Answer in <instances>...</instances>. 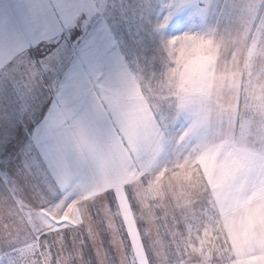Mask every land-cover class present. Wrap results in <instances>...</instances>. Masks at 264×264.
Wrapping results in <instances>:
<instances>
[{"label": "snow or ice", "instance_id": "obj_1", "mask_svg": "<svg viewBox=\"0 0 264 264\" xmlns=\"http://www.w3.org/2000/svg\"><path fill=\"white\" fill-rule=\"evenodd\" d=\"M216 3L168 5L154 35L189 8L202 30L163 37L159 54L145 57L159 72V91L143 99L117 38L123 4L106 0L97 11L95 0H27L19 33L0 25V93L15 95L20 114L0 119V185H8L0 192V264H90L76 237L102 231L120 250L113 261L94 248L96 264H264V149L250 163L238 147L252 122L264 123V20L249 27L254 6L224 0L213 22ZM142 7L150 11L152 0ZM226 46L244 51L243 60L221 66ZM41 47L47 52L36 56ZM45 88L47 102L37 104ZM169 146L176 154L157 171ZM211 158L215 168L201 167ZM87 180L108 187L83 207L76 196L28 195V186L63 192ZM25 207L38 219L21 227ZM161 227L171 240L154 244Z\"/></svg>", "mask_w": 264, "mask_h": 264}, {"label": "crops", "instance_id": "obj_2", "mask_svg": "<svg viewBox=\"0 0 264 264\" xmlns=\"http://www.w3.org/2000/svg\"><path fill=\"white\" fill-rule=\"evenodd\" d=\"M102 2V6L105 4ZM148 0H139L140 6V17L141 22L143 23V32L140 36V54H141V70H140V79H137L136 88L137 92L140 94L143 99L145 94L148 97H155L159 91L158 76L159 72L153 69L152 65H148L145 57L148 54H152L153 49L156 50L159 54L161 48L163 47L162 40L163 37L167 38L173 35L180 34L184 31H201V25L198 19H193L189 21V16H195V8L186 9L184 12L180 13L179 16L173 20L169 27L163 33V37L154 35L157 31V24H163L164 19L168 16V5L172 0H152L151 10H147L142 7V5L147 4ZM237 4H247L251 3L254 6V10L251 13V16L248 18L249 27L251 26V20L256 19L257 17L260 20H264V11L260 10L261 3H264V0H235ZM110 4L109 2H107ZM224 0H217V3L213 5L212 12L209 16V19L213 22L216 18L220 16V9L223 7ZM29 16V10L27 7V0H0V25L5 26L7 32L10 35H15L19 33L24 25L25 18ZM240 18V13H237L236 19ZM141 23V26H142ZM141 30V31H142ZM152 40H154L155 47L152 45ZM149 44V48H148ZM159 44V46H158ZM42 49H47L41 47L35 51V55ZM152 49V50H151ZM124 51V50H123ZM125 53V51H124ZM245 53L244 51L237 52L230 46L223 47L220 51L219 63L223 66L226 63H231L234 58H239L243 60ZM129 61V59H128ZM129 70L136 76L133 71L131 64L129 62ZM257 67L259 69H264V57L257 58ZM137 77V76H136ZM154 80V81H153ZM37 92L40 93L39 100L36 101L37 104L46 103L48 96L50 95L46 88L41 93L40 89H37ZM166 96V93L164 94ZM147 107V105H145ZM241 111H243V97H241ZM29 124L31 125V119H29ZM183 127L182 123H178L174 129H172V134L176 135L180 129ZM236 135L240 137L241 127L239 121H236ZM264 123L252 122L250 127L246 128L242 144L239 145V150L243 155L249 157L254 163L257 162L260 150L264 149ZM176 154L175 147L169 146L164 153H162L159 164L156 166L158 171L159 166L165 160L169 159L172 155L174 157ZM204 165L207 168L213 166L212 158L210 162L207 160L204 162ZM214 167V166H213ZM127 183V181H126ZM133 190L138 192L140 185L135 181L132 182ZM108 185L104 184L101 181L96 180H87L84 182L76 181L72 185H69L66 189L61 192L59 188H55L57 192L65 197L76 196L79 197V201L85 203L94 198H99L103 196V193ZM74 192V194H73ZM68 195V196H67ZM123 195V192L121 193ZM84 204V205H85Z\"/></svg>", "mask_w": 264, "mask_h": 264}, {"label": "rangeland", "instance_id": "obj_3", "mask_svg": "<svg viewBox=\"0 0 264 264\" xmlns=\"http://www.w3.org/2000/svg\"><path fill=\"white\" fill-rule=\"evenodd\" d=\"M106 1V0H105ZM102 2L104 0H95V3L98 4L100 7L97 8V11H100L103 6ZM111 5L113 2L116 4V6L119 8L121 4H123V9H121L120 12L117 13V22L119 24V31L117 34L118 39H122L123 44V50L125 51V54L127 55V58L129 59V62L131 64V67L133 71L135 72L137 79H140V70H141V54H140V36L143 32V23L141 22L140 17V6H139V0H107ZM142 23V26H141ZM142 30V31H141ZM152 45L155 47L154 40H152ZM149 48V44H148ZM152 50V49H151ZM47 52V49H42L39 52H37L36 56H41L44 53ZM152 54H148V57H151ZM138 58V62H137ZM148 65H152L151 61H147ZM154 81V80H153ZM19 108V102L15 95L11 92H8L7 94L0 93V119H3L4 115L7 114L8 116H11L13 118H19L20 114L18 112ZM25 123H27L29 126V118L25 119ZM25 127L24 124H21L19 126L20 130H23ZM219 155V154H217ZM250 163H254L249 157L243 155ZM172 155L169 157V159L165 160L163 163H161L160 167H163L170 159H173ZM211 159L208 161L210 162ZM213 166H211L208 169H213L217 166V159L212 158ZM205 165L202 164L201 167H204ZM158 168V170H159ZM165 181L167 180V175L162 177ZM8 185H0V192H3ZM74 194V192H73ZM28 195H31L34 198H40L41 200L45 199H52L56 195H60L57 190L54 188L53 190H48L46 188L44 189H36L33 191L31 186H28ZM66 195H62V197H65ZM68 196V195H67ZM195 202V201H194ZM21 203H25L26 201H22ZM21 203L17 204V207H21ZM80 205L83 207L85 203L80 202ZM36 212V209H29L25 207L24 209V215L23 217H18V220L20 221L21 227H23L25 224L28 226H31L38 217L29 216L28 212ZM5 212V209L3 207V204L0 203V215H2ZM67 219V217H65ZM161 223L163 221L161 220ZM169 226H171V217H169ZM47 230V229H45ZM143 231V226H142ZM75 235V233H73ZM101 238H103V245L101 246ZM153 243L154 244H167L171 240V236L168 234L165 227H161L159 229V234L157 235L155 230L153 231ZM68 248L72 249L73 241L69 239ZM126 243V242H125ZM82 248L84 260L86 262H90V264H96L97 257L95 255V249H98L101 254V258L103 256V253H107L109 256V260L116 261L117 256L116 254L119 253L120 245L117 242V249L116 253L112 247V245L109 243V239L107 237V234H104V232H101L100 236H94L92 240H89L86 235H78L76 237V249ZM57 250H59V245L57 247ZM78 254V253H77ZM62 255L67 258L69 253L64 252Z\"/></svg>", "mask_w": 264, "mask_h": 264}]
</instances>
